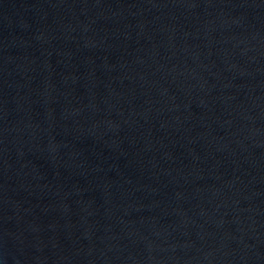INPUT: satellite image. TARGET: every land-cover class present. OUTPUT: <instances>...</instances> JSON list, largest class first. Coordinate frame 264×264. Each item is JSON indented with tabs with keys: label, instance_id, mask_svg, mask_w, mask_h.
<instances>
[{
	"label": "water",
	"instance_id": "water-1",
	"mask_svg": "<svg viewBox=\"0 0 264 264\" xmlns=\"http://www.w3.org/2000/svg\"><path fill=\"white\" fill-rule=\"evenodd\" d=\"M0 264H264V0H0Z\"/></svg>",
	"mask_w": 264,
	"mask_h": 264
}]
</instances>
